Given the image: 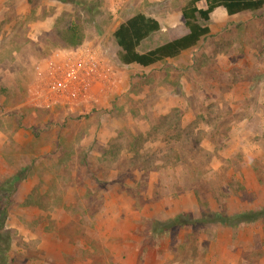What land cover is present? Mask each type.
<instances>
[{"label":"rangeland","instance_id":"374dc122","mask_svg":"<svg viewBox=\"0 0 264 264\" xmlns=\"http://www.w3.org/2000/svg\"><path fill=\"white\" fill-rule=\"evenodd\" d=\"M187 1L131 0L115 21L103 5L0 0V43L14 52L0 63V234L11 236L0 264H264V217L155 228L264 207V9H217L210 34L179 57L118 66L126 91L77 119L27 104L34 64L67 48L53 35L59 17H80L85 41L115 61L121 23L156 18L148 50L184 33Z\"/></svg>","mask_w":264,"mask_h":264},{"label":"trees","instance_id":"16d2710c","mask_svg":"<svg viewBox=\"0 0 264 264\" xmlns=\"http://www.w3.org/2000/svg\"><path fill=\"white\" fill-rule=\"evenodd\" d=\"M58 1L76 5L86 10V12H94L100 5H103L105 10H107L105 0ZM200 1L206 2V8L198 6V2ZM220 7L224 8L228 15L233 16L264 9V0H188L181 9L183 27L185 29L184 33L144 51H140V48L148 39L160 33L162 26L156 18L145 13H137L121 23L113 33L118 47L115 64L120 66L139 65L141 67H149L167 59L176 58L183 52L196 47L203 38L210 34L209 22L211 15ZM108 15H110L109 12ZM53 35L60 37L65 47H78L85 42L87 37L86 29L80 17L70 22L66 21L63 17H59L56 20ZM7 46L0 43V63L12 61L14 58V52L11 49L13 47H8L7 49ZM69 117L77 119L81 116L78 112H72ZM206 208L209 210L207 205ZM262 217H264V207L234 215H226L222 212L214 213L209 210L200 218H195L190 213H181L174 219L161 223L155 222V228L161 232H168L177 228H195L199 225L205 226L210 223H220L236 227L240 224L255 222ZM2 237L11 239L9 231L5 230L0 234V238Z\"/></svg>","mask_w":264,"mask_h":264},{"label":"built area","instance_id":"2783aa9c","mask_svg":"<svg viewBox=\"0 0 264 264\" xmlns=\"http://www.w3.org/2000/svg\"><path fill=\"white\" fill-rule=\"evenodd\" d=\"M130 2L105 0L115 21L122 18ZM118 66L100 42L56 49L34 64L27 103L38 109L63 107L78 113L104 107L122 92L124 81Z\"/></svg>","mask_w":264,"mask_h":264},{"label":"crops","instance_id":"0c3cea01","mask_svg":"<svg viewBox=\"0 0 264 264\" xmlns=\"http://www.w3.org/2000/svg\"><path fill=\"white\" fill-rule=\"evenodd\" d=\"M221 8H222V7L217 8V9H221ZM217 9H216V10H217ZM216 10H215V11H216ZM222 10H224V11L226 12V10H225L224 8H222ZM215 11H214V12H215ZM226 13H227V12H226ZM227 15H228V13H227ZM228 16H230V15H228ZM233 16H235V15H233ZM233 16H232V17H233ZM161 26H162V25H161ZM210 29H212V27H210ZM152 48H153V47H152ZM182 54H183V53H182ZM179 56H180V55H179ZM179 56H177V57H179ZM177 57H176V58H177ZM170 59H174V58H170ZM170 59H167V60H170ZM165 61H166V60H165ZM165 61H163V62H165ZM160 63H161V62H160ZM157 64H159V63H157ZM154 65H156V64H154ZM154 65H152V66H154ZM130 66H131V65H130ZM138 66H139V65H138ZM139 67H141V66H139ZM149 67H151V66H149ZM145 68H146V67H145ZM32 73H33V70H32V72H31V75H32ZM122 75H123V74H122ZM31 79H32V78L29 79V81H28V85H27V86H29V84H30V82H31ZM26 80H27V79H26ZM123 81H124V82H123L122 92L124 93V92L126 91L125 89H126V87H127V83H126V82H127V79H126V77H125L124 75H123ZM122 92H121V93H122ZM120 95H121V94H120ZM116 97H119V95L116 96ZM116 97H114V98H116ZM111 100H112V99H111ZM108 103H109V102H108ZM108 103H107V104H108ZM27 104H28V103H27ZM104 107H105V106H104ZM104 107H97V108H95V109H98V108H104Z\"/></svg>","mask_w":264,"mask_h":264}]
</instances>
